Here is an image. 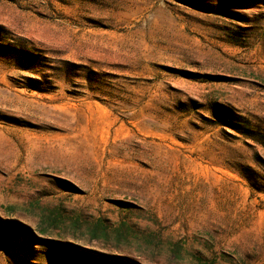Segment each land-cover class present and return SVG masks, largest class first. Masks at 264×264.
<instances>
[{
  "label": "rangeland",
  "instance_id": "rangeland-1",
  "mask_svg": "<svg viewBox=\"0 0 264 264\" xmlns=\"http://www.w3.org/2000/svg\"><path fill=\"white\" fill-rule=\"evenodd\" d=\"M0 264H264V0H0Z\"/></svg>",
  "mask_w": 264,
  "mask_h": 264
}]
</instances>
